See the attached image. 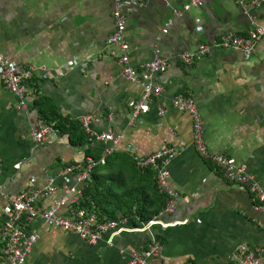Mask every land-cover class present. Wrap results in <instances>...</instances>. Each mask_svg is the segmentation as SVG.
Wrapping results in <instances>:
<instances>
[{
	"label": "crops",
	"instance_id": "crops-1",
	"mask_svg": "<svg viewBox=\"0 0 264 264\" xmlns=\"http://www.w3.org/2000/svg\"><path fill=\"white\" fill-rule=\"evenodd\" d=\"M124 1L129 64L138 67L156 54L167 59L165 71L154 77L162 91L134 125L130 112L142 85L122 75L120 50L108 41L113 0H0V53L22 65L59 67L72 58L81 64L58 78L45 79L36 72L24 108L0 81V186L17 193L43 187L53 177L57 192L35 205L48 208L66 194L68 204L61 212L74 214L71 204L83 183L77 171L66 180L60 171L83 164L89 147L99 148V158L109 146L132 158L133 153L147 155L170 143L179 151L168 165V184L177 192L175 209L137 223L119 214L118 232L104 234L94 244L53 224L31 221L26 226L38 239L25 264H128L129 248L146 250L153 238L161 246L149 259L153 264H233L240 244L264 264V211L195 150L189 114L171 103L177 93L191 97L202 115L210 154L233 157L264 192V36L250 56L211 47L186 64L179 57L183 51L211 44L226 30L246 32L249 22L238 0H204L180 16L171 8L181 9L189 0ZM168 19L172 23L164 31ZM158 104L164 107L161 115ZM40 106L73 121L91 115L90 131L80 127L87 142H77L79 133L74 139L60 133L36 146L29 132L38 118L44 119ZM106 132L120 135L119 142L95 138ZM3 204L0 194V227ZM0 264H5L1 244Z\"/></svg>",
	"mask_w": 264,
	"mask_h": 264
},
{
	"label": "built area",
	"instance_id": "built-area-1",
	"mask_svg": "<svg viewBox=\"0 0 264 264\" xmlns=\"http://www.w3.org/2000/svg\"><path fill=\"white\" fill-rule=\"evenodd\" d=\"M147 1V0H140ZM204 0H189L182 5L181 9L172 7V13L180 16L191 7L201 6ZM242 6V11L246 15L249 25L244 33L226 30L218 35L211 44H199L194 51H183L179 54L180 59L191 64L194 58L204 56L211 47L220 49H230L241 51L245 56H250L259 40L264 36V0H238ZM127 2L124 0H113V29L108 37V41L120 50L119 63L122 65V75L130 81L139 82L142 85V93L133 103L130 112L131 125H134L139 116L147 112L150 104L162 91L159 84L154 83L156 74L164 72L167 67V59L156 54L152 58L143 61L140 66L134 67L129 64L128 44L125 40L126 8ZM172 23L168 19L165 23L164 31ZM196 29H200L196 27ZM77 58L66 61L59 67L35 66L34 64H17L0 53V81L6 89L19 99V107H26V97L29 95L28 83L36 72L42 78L51 79L62 76L66 70L73 67H80ZM172 106L189 114L192 121V145L195 150L204 158L211 160L217 170L233 186L244 189L256 201L255 208L264 211V192L254 175L247 171L244 165L236 163L235 159L225 153L210 154L204 139V127L202 115L195 101L184 95L177 93L171 100ZM159 115L164 113L161 104L157 106ZM94 120L91 115L80 116L79 122L82 128L89 130L90 122ZM174 133V131H171ZM30 137L36 146L42 145L52 136L60 134L53 123L46 122L42 118L36 120L35 126L29 132ZM98 140L112 141L118 143L120 135L114 136L111 132L101 133L95 136ZM113 151V147H105L102 157L98 160L87 158L85 164L68 165L62 168L60 175L65 177L74 171L78 172L77 179L81 187L77 190L78 197L81 195L83 185L90 177V172L98 164L104 163V157ZM179 153L178 148L170 143H163L159 148L147 155L131 154L138 168L151 167L155 172L156 184L165 196L164 208L159 212L172 213L175 209V198L177 192L170 188L168 184L170 161ZM19 163L16 164V167ZM66 192L68 187L63 185ZM57 186L53 177H48L47 184L43 187H34L21 190L17 193H8L0 186V194L4 198L2 207V223L0 227V244L5 264H25L26 258L32 250L34 243L38 239L36 231L29 230L27 223L40 220L43 224H53L65 231L77 234L82 240L94 244L102 238L104 234L118 232V223L115 220L100 221L92 210L78 209L74 214H63V206L68 204V196L65 194L60 198H55L48 208H40L35 204L43 198L57 192ZM78 199V198H77ZM76 199V200H77ZM111 243V239L108 240ZM161 246L153 238L148 249L137 250L129 248L130 259L128 264H153L150 258H155ZM233 264H261L260 259L249 252L245 244L237 246L232 256Z\"/></svg>",
	"mask_w": 264,
	"mask_h": 264
},
{
	"label": "trees",
	"instance_id": "trees-1",
	"mask_svg": "<svg viewBox=\"0 0 264 264\" xmlns=\"http://www.w3.org/2000/svg\"><path fill=\"white\" fill-rule=\"evenodd\" d=\"M40 114L46 122L53 123L60 133H68L71 139L79 133L77 142H87L79 121L58 115L53 108L46 112L43 106H40ZM91 148L96 153H91ZM91 148L87 149L83 164L87 156L99 158V148ZM164 204L165 196L156 184L154 170L151 167L138 168L127 153L113 150L104 157V163L92 168L81 195L71 206H74V211L92 210L100 221H116L120 214L137 223L136 219L144 222L158 215Z\"/></svg>",
	"mask_w": 264,
	"mask_h": 264
}]
</instances>
